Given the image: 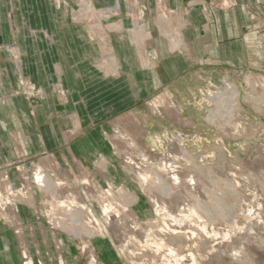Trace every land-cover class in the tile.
I'll return each mask as SVG.
<instances>
[{"label":"rangeland","instance_id":"rangeland-1","mask_svg":"<svg viewBox=\"0 0 264 264\" xmlns=\"http://www.w3.org/2000/svg\"><path fill=\"white\" fill-rule=\"evenodd\" d=\"M208 3L231 13L217 42L167 0H128L123 33V13L53 1L103 76L55 81L44 149L0 161V264H264V0ZM13 93L43 98L25 78Z\"/></svg>","mask_w":264,"mask_h":264},{"label":"crops","instance_id":"crops-1","mask_svg":"<svg viewBox=\"0 0 264 264\" xmlns=\"http://www.w3.org/2000/svg\"><path fill=\"white\" fill-rule=\"evenodd\" d=\"M29 1L31 0H0V44H11L16 36L17 46L15 48L20 54L18 61H21H19L20 70L18 72L15 59L5 54L0 48V69L4 70L0 82L2 100L0 102V161L10 159L18 145L25 151L44 149L45 141L41 130L59 126L54 121L48 122V114L57 110L55 93L51 88L55 81L62 82L69 88L71 94L76 89H86L87 86H91L92 82L102 80L103 76L101 72L92 68V60L87 55V52L94 49L95 45L86 40L85 34L78 30L79 27L69 20L55 26L54 16L59 17L58 14L61 16V12L53 5V1L57 0H35L36 7L33 10L28 8ZM65 1L70 5L74 0ZM139 1L144 3L145 12H154V0ZM92 2L101 11L109 9V12H112L111 9L115 8L116 12L123 13V19H120L114 26L119 25V27L115 26V31L119 28L116 32H124V15L130 9L128 0H92ZM167 2L169 7L178 12L181 10L194 12L193 16L199 19V23H196L198 25L206 24L207 18L208 35L213 42H217L218 32H229L228 27L216 29L217 25L212 20V16L217 15L218 22L228 26V18H226L227 21H221L220 18L221 16L229 17L231 13L228 15L219 12L209 5V0H167ZM66 9L64 7L63 11ZM237 9H240V6L234 7L230 12L237 13ZM44 17L48 18H45L47 24H45ZM80 36L87 43L77 44L81 39ZM121 41L128 46V41L124 36H121ZM131 54L133 55V52ZM22 78L32 81L42 91L43 98L32 107V111L28 109L22 94L13 93ZM41 237L45 238L44 233ZM31 239L37 247L35 237L32 236ZM19 241L21 250H25L22 237Z\"/></svg>","mask_w":264,"mask_h":264},{"label":"bare ground","instance_id":"bare-ground-1","mask_svg":"<svg viewBox=\"0 0 264 264\" xmlns=\"http://www.w3.org/2000/svg\"><path fill=\"white\" fill-rule=\"evenodd\" d=\"M83 2H85L86 0H82ZM88 2V1H87ZM86 6H87V4H85ZM87 10V9H86ZM111 11L112 12H115L116 11V9L115 8H112L111 9ZM99 13H102V16H107L108 15V13H109V9L108 10H104V11H102V12H99ZM97 14V13H96ZM92 15H94V14H92ZM94 17V16H93ZM95 18V17H94ZM102 18V17H101ZM93 19V18H92ZM99 20V19H98ZM97 19L96 20H94L95 22L96 21H98ZM116 26H119V25H116ZM139 26V25H138ZM118 28V27H117ZM139 28V30H141L142 29V26H139L138 27ZM119 29V28H118ZM179 37H180V35H179ZM13 50V49H12ZM112 54V53H111ZM18 59V58H17ZM15 60V63H16V67H17V70H18V72H19V70H20V63H19V61L18 60ZM21 62V61H20ZM5 71H7V70H5ZM4 70L2 71L1 69H0V82L2 81V79H1V77L4 75ZM7 73V72H6ZM174 177V179H176V176H173ZM36 179L38 180L39 179V176H37L36 175ZM90 217V216H89ZM91 222H95V220L94 221H91ZM113 226V225H112Z\"/></svg>","mask_w":264,"mask_h":264}]
</instances>
